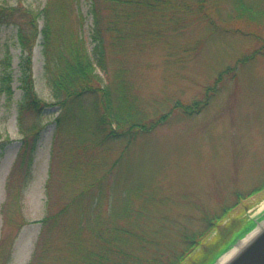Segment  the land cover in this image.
Masks as SVG:
<instances>
[{
    "label": "trees",
    "instance_id": "obj_1",
    "mask_svg": "<svg viewBox=\"0 0 264 264\" xmlns=\"http://www.w3.org/2000/svg\"><path fill=\"white\" fill-rule=\"evenodd\" d=\"M86 1L93 22L92 55L76 0H45L38 9L26 7L24 0L0 2V25L16 28L22 91L16 106L19 147L5 180L1 206L0 264H8L13 232L25 224L21 201L32 179L40 133L47 124L48 104L38 96L32 74V51L39 35L44 75L58 108L55 132L66 147L50 156L44 186L46 214L39 220L41 229L28 264H182L239 199L263 188L264 181L247 193H236L233 203L201 215L194 229L179 226L176 217L158 209L162 195L140 185L118 188L115 170L141 135L167 123L178 108L185 115L199 113L217 90L208 87L204 100L186 106L175 101L168 112L151 118L133 91L125 63L159 41L170 50L166 45L171 35L192 22L207 21L215 30L209 0ZM261 54L264 41L238 63ZM108 61L114 67L105 82L96 66L108 76ZM10 67L5 52L0 57V96L7 103L13 96ZM230 69L219 74L216 83ZM10 141L0 131V155Z\"/></svg>",
    "mask_w": 264,
    "mask_h": 264
},
{
    "label": "rangeland",
    "instance_id": "obj_2",
    "mask_svg": "<svg viewBox=\"0 0 264 264\" xmlns=\"http://www.w3.org/2000/svg\"><path fill=\"white\" fill-rule=\"evenodd\" d=\"M83 16V36L92 55V18L86 0H76ZM15 4L16 0H0ZM38 9L45 0H24ZM215 30L207 21H196L171 35V49L159 41L153 48L125 63L132 88L148 117L168 112L175 101L186 106L205 98L208 87L216 93L199 112L185 115L174 110L167 123L141 135L127 150L115 170L118 188L141 186L163 196L158 209L176 217L182 227L199 226L206 212L233 203L236 193L244 194L264 181V54L243 64L264 41V0H209ZM39 28L44 22L39 20ZM16 28L0 25V57L8 52L13 96L7 103L0 96V131L11 141L0 155V238L4 231L1 206L5 201V180L14 162L19 135L16 106L20 85V48ZM195 47V49H193ZM97 66L103 80L111 77ZM219 82L216 79L226 69ZM32 74L38 96L48 106L47 124L41 131L31 165L32 179L24 190L21 212L24 225L13 232L8 264H28L46 214L44 186L53 151L66 147L56 135L53 104L44 75L42 38L32 51ZM128 189V188H127ZM264 187L239 199L218 227L209 233L182 264H214L238 238L264 218ZM239 229H242L241 231Z\"/></svg>",
    "mask_w": 264,
    "mask_h": 264
},
{
    "label": "water",
    "instance_id": "obj_3",
    "mask_svg": "<svg viewBox=\"0 0 264 264\" xmlns=\"http://www.w3.org/2000/svg\"><path fill=\"white\" fill-rule=\"evenodd\" d=\"M264 218L257 221V223L249 229L243 236L238 238L234 244H232L226 251H224L214 262L217 261L228 251H230L234 246H236L242 239L248 236L261 222ZM231 264H264V229L261 230L258 237H256L250 245L245 249H242L240 254L232 261Z\"/></svg>",
    "mask_w": 264,
    "mask_h": 264
},
{
    "label": "bare ground",
    "instance_id": "obj_4",
    "mask_svg": "<svg viewBox=\"0 0 264 264\" xmlns=\"http://www.w3.org/2000/svg\"><path fill=\"white\" fill-rule=\"evenodd\" d=\"M264 208V202L262 204ZM264 229V221L261 222L251 233L248 234L244 239H242L236 246H234L230 251L224 254L216 264H231L234 259L240 254L242 249H245L252 241L258 237L261 230Z\"/></svg>",
    "mask_w": 264,
    "mask_h": 264
}]
</instances>
